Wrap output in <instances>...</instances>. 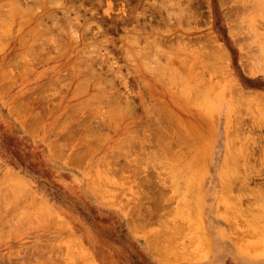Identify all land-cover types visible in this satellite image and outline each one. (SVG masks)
Segmentation results:
<instances>
[{
  "label": "rangeland",
  "instance_id": "374dc122",
  "mask_svg": "<svg viewBox=\"0 0 264 264\" xmlns=\"http://www.w3.org/2000/svg\"><path fill=\"white\" fill-rule=\"evenodd\" d=\"M261 65L264 0H0V264H264Z\"/></svg>",
  "mask_w": 264,
  "mask_h": 264
},
{
  "label": "bare ground",
  "instance_id": "6f19581e",
  "mask_svg": "<svg viewBox=\"0 0 264 264\" xmlns=\"http://www.w3.org/2000/svg\"><path fill=\"white\" fill-rule=\"evenodd\" d=\"M149 10V9H148ZM164 19V18H163ZM239 19V18H238ZM235 25L237 26V24L235 23ZM241 27V26H240ZM241 30V29H240ZM245 31V30H244ZM252 31V30H251ZM256 31V30H255ZM242 32V31H241ZM253 32H254V30H253ZM257 33V32H256ZM237 34H238V30H237ZM240 34V33H239ZM250 34V33H249ZM258 34V33H257ZM256 35V34H255ZM259 37H261V36H259ZM6 38V37H5ZM263 37H261V39H262ZM3 39V38H2ZM4 40V39H3ZM6 40V39H5ZM261 41V40H260ZM154 42H156V41H154ZM263 42V41H262ZM157 43V42H156ZM152 45V44H151ZM263 47V46H262ZM178 49V48H177ZM217 49V48H216ZM147 50V49H146ZM168 50H170V49H168ZM221 50V49H220ZM219 50V51H220ZM261 50V49H260ZM175 51V50H174ZM181 51V50H180ZM179 51V52H180ZM216 51V50H215ZM142 52V51H141ZM156 52V51H155ZM222 52H223V50H222ZM178 53V52H177ZM220 53V52H219ZM166 54V53H165ZM222 54V53H221ZM221 54H219V56L221 55ZM145 55V54H144ZM162 55V54H161ZM160 55V56H161ZM172 55H173V53H172ZM190 55V54H189ZM225 55V54H224ZM176 57V56H175ZM177 57H178V55H177ZM75 58V57H74ZM179 59V58H178ZM190 59V58H189ZM224 59V58H223ZM222 59V60H223ZM163 63V62H162ZM170 63V62H169ZM187 63H189V62H187ZM263 63V62H262ZM79 64V63H78ZM168 63L166 62V65H167ZM257 64V63H256ZM185 65H187V64H185ZM262 66V65H261ZM166 67H168V66H166ZM165 67V68H166ZM263 67L264 66H262V69H263ZM175 72V71H174ZM191 72H193V71H191ZM179 73V72H178ZM114 74V73H113ZM164 75V74H163ZM182 76V75H181ZM193 76V75H192ZM167 78H169V77H167ZM171 78V77H170ZM192 78V77H191ZM195 79H196V77H195ZM174 81V80H173ZM169 82H170V80H169ZM189 84V83H188ZM187 85V84H186ZM186 87V86H185ZM83 90V89H82ZM196 90V89H195ZM235 91H236V89H235ZM192 92V91H191ZM178 94V93H177ZM231 95V94H230ZM245 95V94H244ZM248 95V94H247ZM180 96H182V95H180ZM193 96V95H192ZM201 96V95H200ZM101 97V96H100ZM236 98V97H235ZM258 98V97H257ZM100 99V98H99ZM101 99H102V97H101ZM188 99V98H187ZM190 99V98H189ZM255 99V98H254ZM191 100V99H190ZM251 99H249V101H250ZM259 100V99H258ZM195 101V100H194ZM254 101V100H253ZM196 102V101H195ZM110 103V102H109ZM108 103V104H109ZM189 103V102H188ZM187 103V104H188ZM248 103V102H247ZM258 103V102H257ZM262 103V102H261ZM197 104V103H196ZM192 105V104H191ZM204 107V106H203ZM120 111V110H119ZM124 114V113H123ZM128 114V113H127ZM127 144V143H126ZM198 177V176H197ZM192 178V177H191ZM193 178H196V177H193ZM230 183V182H229ZM229 187V186H228ZM226 191H228V190H226ZM231 200V199H230ZM229 201V200H228ZM243 210H244V208H243ZM243 210H242V213H243ZM179 212V211H178ZM231 213V212H230ZM182 214V213H181ZM239 214V213H238ZM232 215V214H231ZM184 216V215H183ZM238 216V215H237ZM261 216H262V214H261ZM242 217V216H241ZM184 218H186V217H184ZM257 218V217H256ZM187 219V218H186ZM234 219V218H233ZM264 220V219H263ZM253 224V223H252ZM169 227V226H168ZM161 236V235H160ZM162 237V236H161ZM172 236H170V238H171ZM160 241V240H159ZM242 245V244H241Z\"/></svg>",
  "mask_w": 264,
  "mask_h": 264
}]
</instances>
